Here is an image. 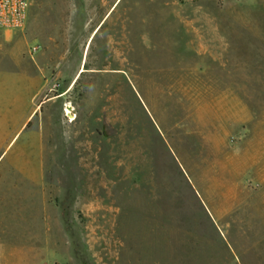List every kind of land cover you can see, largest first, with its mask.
<instances>
[{
    "label": "rangeland",
    "instance_id": "374dc122",
    "mask_svg": "<svg viewBox=\"0 0 264 264\" xmlns=\"http://www.w3.org/2000/svg\"><path fill=\"white\" fill-rule=\"evenodd\" d=\"M0 264H264V0H29Z\"/></svg>",
    "mask_w": 264,
    "mask_h": 264
},
{
    "label": "built area",
    "instance_id": "2783aa9c",
    "mask_svg": "<svg viewBox=\"0 0 264 264\" xmlns=\"http://www.w3.org/2000/svg\"><path fill=\"white\" fill-rule=\"evenodd\" d=\"M29 0H0V32L4 35L16 30H23L28 18ZM37 45L29 48V53H35Z\"/></svg>",
    "mask_w": 264,
    "mask_h": 264
},
{
    "label": "bare ground",
    "instance_id": "6f19581e",
    "mask_svg": "<svg viewBox=\"0 0 264 264\" xmlns=\"http://www.w3.org/2000/svg\"><path fill=\"white\" fill-rule=\"evenodd\" d=\"M68 108H69V106H66V112H68V113H69V110H68Z\"/></svg>",
    "mask_w": 264,
    "mask_h": 264
}]
</instances>
